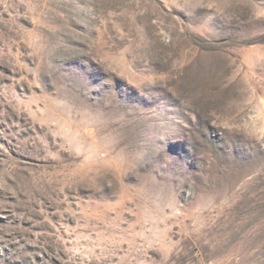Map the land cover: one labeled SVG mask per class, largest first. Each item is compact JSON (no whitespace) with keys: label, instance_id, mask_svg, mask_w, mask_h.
<instances>
[{"label":"rangeland","instance_id":"rangeland-1","mask_svg":"<svg viewBox=\"0 0 264 264\" xmlns=\"http://www.w3.org/2000/svg\"><path fill=\"white\" fill-rule=\"evenodd\" d=\"M0 264H264V0H0Z\"/></svg>","mask_w":264,"mask_h":264}]
</instances>
